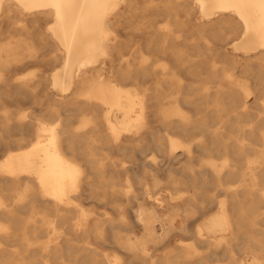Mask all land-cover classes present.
<instances>
[{"label":"bare ground","instance_id":"6f19581e","mask_svg":"<svg viewBox=\"0 0 264 264\" xmlns=\"http://www.w3.org/2000/svg\"><path fill=\"white\" fill-rule=\"evenodd\" d=\"M0 264H264V0H0Z\"/></svg>","mask_w":264,"mask_h":264},{"label":"rangeland","instance_id":"374dc122","mask_svg":"<svg viewBox=\"0 0 264 264\" xmlns=\"http://www.w3.org/2000/svg\"><path fill=\"white\" fill-rule=\"evenodd\" d=\"M2 129H3V128H0V134H4ZM0 147H1V145H0ZM262 209L264 210V204H263Z\"/></svg>","mask_w":264,"mask_h":264}]
</instances>
